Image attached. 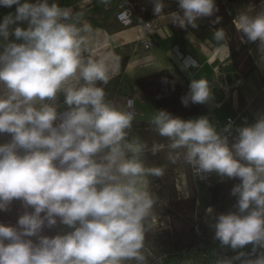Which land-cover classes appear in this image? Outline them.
<instances>
[{
	"label": "clouds",
	"instance_id": "1",
	"mask_svg": "<svg viewBox=\"0 0 264 264\" xmlns=\"http://www.w3.org/2000/svg\"><path fill=\"white\" fill-rule=\"evenodd\" d=\"M149 2L154 16L181 29L221 23L216 0H176L168 14L164 0ZM13 6L0 20V136L7 137L0 142V212L14 201L23 212L15 225L0 223V264H147L145 238L159 199L149 178L163 170L144 163L148 146L132 135V102L107 98L111 61L90 54L91 25L58 0H0ZM232 23L264 61V9L240 11ZM213 39L223 42L225 31L217 28ZM179 67L191 74L196 61L184 58ZM212 99L200 78L181 102ZM149 124L168 140L173 163L182 157L196 177L239 181L230 189L232 210H206L212 239L234 253L214 264H264V111L252 123L229 119L220 127L207 115L184 119L160 109Z\"/></svg>",
	"mask_w": 264,
	"mask_h": 264
},
{
	"label": "crops",
	"instance_id": "2",
	"mask_svg": "<svg viewBox=\"0 0 264 264\" xmlns=\"http://www.w3.org/2000/svg\"><path fill=\"white\" fill-rule=\"evenodd\" d=\"M58 3L72 8L75 13L82 16L83 12H88L96 4V0H58ZM259 3L260 10L264 9V0H260ZM14 11L15 6L11 9L2 7L0 20L7 13ZM112 18L111 22L117 27L109 32L105 31L106 42L113 43L111 46L117 54L116 67L120 66L119 60L124 58L122 72L126 82L114 94L112 101L123 104L127 97L134 98L138 113L134 120L137 124L132 129V135L147 144L148 151L144 158L151 153L153 144L165 145L164 148H167L168 144L164 137L163 142L156 143L154 134L157 133L149 124L150 116L155 110L160 109L173 112L175 104L181 102V97L188 92L191 79H205L213 99L203 105L192 104L198 108V113L184 119L207 115L222 127L228 118L235 125H241L245 121L252 123L257 114L264 111V65H261L264 61L258 56L256 44L248 43L247 53L255 69L244 77L232 65L226 39L223 42H216L213 39L215 30L205 21L199 22L198 29L189 28L181 31L174 25L171 27L165 16H158L156 17L158 26L153 31V46L148 50H142L138 42L140 27L137 24L123 27L114 18V14ZM22 26L27 27V24ZM175 45L180 53L196 61L197 66L190 70L191 74L180 69L181 62L173 50ZM162 72H167L172 80L163 82V76L159 75ZM156 75V79L152 81H140L138 85L135 84L137 80ZM168 106L172 109L167 108ZM176 113L181 114L184 111ZM4 140L5 138L0 136V142Z\"/></svg>",
	"mask_w": 264,
	"mask_h": 264
},
{
	"label": "rangeland",
	"instance_id": "3",
	"mask_svg": "<svg viewBox=\"0 0 264 264\" xmlns=\"http://www.w3.org/2000/svg\"><path fill=\"white\" fill-rule=\"evenodd\" d=\"M117 1L118 0H108V3H104L103 0H96V4L91 7L88 12H83L81 16L82 19L87 21L92 28V32L88 37L90 54L93 57H104L111 61L114 75L105 89L107 98L110 100H112V97L118 89L126 83L123 78L121 67H116L117 54L115 49L111 46L113 43L106 42L105 35V31L109 32L111 29L117 27L111 22ZM123 1L125 2V0ZM126 1L131 4L133 10L140 12L143 16L144 13L138 10L139 6L152 10V5L149 0ZM224 1L227 4L230 3L240 11L241 9L253 5L255 0ZM164 3L166 5L164 9L165 14L171 13L177 9L176 0H164ZM248 9L254 13L261 9V4H254ZM156 17L157 16L154 18ZM136 124V122H133V128ZM154 135L157 139L156 143L163 142L161 136L158 134ZM3 138H5V140L7 139L6 137ZM169 152L170 150L168 148H164L155 155L151 152L144 158V163L147 167H158L163 170L162 176L149 178L151 189L159 199L157 206L154 209L153 219L150 221L154 226L151 231L146 233L145 238L147 264H200L202 256L196 249L183 251L172 256H166V254H163L162 249L166 245V240L168 239L166 235L173 231V229H176L177 231L183 230L186 228L188 222L198 223L209 217L206 214V210L211 207L208 202L209 193L207 187L215 180H222L214 173L208 175L205 179L196 177L193 169L184 162L182 157L173 163L169 159ZM225 179L227 178H224L223 180ZM188 197L195 199V207L193 210L187 207L186 204H183V200ZM166 210L171 212L169 216L165 215ZM22 212L23 208L21 207L20 202L14 201L11 210L7 212L11 213L13 219L11 221L0 223L15 225L18 216L22 214ZM171 216H175V218ZM161 224L164 226H159ZM44 234H47V229Z\"/></svg>",
	"mask_w": 264,
	"mask_h": 264
},
{
	"label": "trees",
	"instance_id": "4",
	"mask_svg": "<svg viewBox=\"0 0 264 264\" xmlns=\"http://www.w3.org/2000/svg\"><path fill=\"white\" fill-rule=\"evenodd\" d=\"M259 1L260 0H255L254 4L259 3ZM125 3L131 7V15L136 24L138 23V20H149L155 17L152 10L145 9L143 6H139L138 10L144 13L143 16L140 14V12L133 10L131 4L127 3L126 0ZM216 3L219 8L217 15L222 18L221 23L213 26L210 24L209 20L205 19L203 21H205L213 30L222 28L225 31L232 65L234 68H237L242 76L245 77L253 69H255V67L252 64L251 57L247 53L248 43L245 42L242 34L235 29L232 23L234 17L244 9L238 11L230 3L227 4L224 0H216ZM171 27H173L172 24ZM180 30L185 31V29L181 28ZM123 61L124 58L119 60L121 69L124 67ZM159 75L163 76V82L164 78H167V81L172 80V77L167 72H162ZM156 77L157 75L151 76L150 78L137 80L135 84L138 85L140 81H152L154 78L156 79ZM167 108L172 109L170 106ZM182 110L184 113H176L181 112ZM170 113H172L174 116L185 118L198 113V108L193 106L191 103L185 107L182 102H177L173 108V112ZM238 182V180L230 179H225L222 181L215 180L210 186L207 187L209 192L208 202L213 208L214 214L224 213L232 210V205L236 202V198L230 195V189L235 183ZM183 204H186L187 207L193 210L195 207V199L188 197L183 200ZM170 214L171 212H169V210L165 211L166 216H169ZM171 217L175 218V216ZM12 219L11 213L0 212V222H7L11 221ZM212 222L213 221L211 217H208L207 219L201 220L198 223L188 222L186 224V228L183 230L177 231L176 229H173V231L166 235L168 239L166 240V245L162 249L163 254H166V256H172L183 251L196 249L202 256V261L200 264H214L217 255H233L234 253H232L230 250L225 251L220 249L219 242L212 239L214 230L209 227V224ZM56 232L57 230H47L46 235H55ZM250 247L251 246L249 245L248 248L250 249Z\"/></svg>",
	"mask_w": 264,
	"mask_h": 264
},
{
	"label": "built area",
	"instance_id": "5",
	"mask_svg": "<svg viewBox=\"0 0 264 264\" xmlns=\"http://www.w3.org/2000/svg\"><path fill=\"white\" fill-rule=\"evenodd\" d=\"M51 2V0H50ZM116 9L114 12V18L117 20V22L123 26V27H129L133 24H136L133 20V17L131 15V7L128 6L123 0H118L116 2ZM137 25L141 29V33L138 39V42L140 44V47L142 50H148L152 48L153 42V31L158 26V20L157 18H152L149 20H138ZM243 41V40H242ZM173 50L176 53L177 57L179 58L180 62H183L184 58L190 57L188 55H183L179 52L177 45L173 46ZM197 66V64H196ZM131 101L133 105V109L137 115V109L135 107V102L133 97H127L123 104H126L127 102ZM230 118L227 119V121Z\"/></svg>",
	"mask_w": 264,
	"mask_h": 264
}]
</instances>
